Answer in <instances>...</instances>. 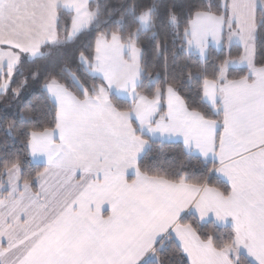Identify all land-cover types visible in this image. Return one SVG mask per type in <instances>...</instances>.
I'll return each instance as SVG.
<instances>
[{
	"label": "snow or ice",
	"instance_id": "snow-or-ice-1",
	"mask_svg": "<svg viewBox=\"0 0 264 264\" xmlns=\"http://www.w3.org/2000/svg\"><path fill=\"white\" fill-rule=\"evenodd\" d=\"M0 99V264H264V0H0Z\"/></svg>",
	"mask_w": 264,
	"mask_h": 264
},
{
	"label": "trees",
	"instance_id": "trees-1",
	"mask_svg": "<svg viewBox=\"0 0 264 264\" xmlns=\"http://www.w3.org/2000/svg\"><path fill=\"white\" fill-rule=\"evenodd\" d=\"M93 2L105 3V0H93ZM160 41H162L166 47L167 52L165 55L168 57V65L170 71H180L185 65L189 66L192 71H195V59H186L184 55L178 54L179 44L177 43L173 46L172 40L173 37L171 35H165L164 32H161ZM142 46L147 49L146 55L150 58V66L153 73H158L163 71V59L160 60L155 59L152 55V41L151 37L142 38ZM236 54V48H233V55ZM176 57V59H173ZM259 66V65H258ZM40 97V85L33 84L28 91L24 94V98L18 101L20 104H37V100L35 98ZM17 102L8 103L3 99H0V117H4L6 111L15 114L16 108L14 104ZM0 138L2 137V131H0ZM19 148V145H16ZM162 153L163 156L167 157L169 160H178L180 158L179 152L175 146H161L157 144L154 146L153 152L149 153L146 160L151 159V157L157 155V153ZM178 259V257H177Z\"/></svg>",
	"mask_w": 264,
	"mask_h": 264
}]
</instances>
